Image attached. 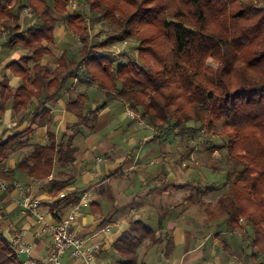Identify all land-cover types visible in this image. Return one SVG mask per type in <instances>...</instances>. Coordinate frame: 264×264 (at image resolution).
<instances>
[{
  "label": "trees",
  "instance_id": "trees-1",
  "mask_svg": "<svg viewBox=\"0 0 264 264\" xmlns=\"http://www.w3.org/2000/svg\"><path fill=\"white\" fill-rule=\"evenodd\" d=\"M11 1L0 0V25L7 32L5 42L12 48L24 49L27 56L5 66L20 76L22 83L14 89L7 79L0 81V119L11 103L19 122L28 117L49 120V111L43 104L68 79L85 70L99 89L112 99L127 102L156 132L165 128L174 138L197 132L201 138L192 123L210 133H215L216 125L222 123L229 136L227 149L235 163V177L224 184L225 192L217 201L216 212L223 216L225 228L231 233L246 222L251 232H245V241L239 237L238 246L251 249L247 257L264 256V7H257L260 0H82L101 19L119 29L101 45H114L131 37L150 43L147 52L151 57L138 45L137 59L125 62L102 54L95 57L89 51L86 14L68 7L70 0H17L14 6ZM25 6L31 8L33 18L30 24L21 26ZM61 19L81 44L75 56L63 52L58 65L51 69L40 60L49 53L45 43L52 42ZM133 20L145 24L134 28ZM155 23L161 27L160 35L145 37L143 31ZM221 49L230 68H221L211 77L202 76L204 55L210 50L219 54ZM79 102H68L67 108L78 118L67 129L90 126L96 118L98 108L82 113ZM27 131L30 128L0 141L1 159L7 156L10 143ZM62 136L48 132L47 141L31 144V151L15 169L45 179L56 162L62 167L71 164L76 148L65 145ZM0 176L4 177L1 171ZM61 189L53 183L49 191ZM133 224H143L144 232L135 242L113 246L117 264H147L136 249L147 238L155 244L162 241L144 221L135 220ZM166 246H172L171 238ZM0 264H22L1 228Z\"/></svg>",
  "mask_w": 264,
  "mask_h": 264
},
{
  "label": "crops",
  "instance_id": "crops-1",
  "mask_svg": "<svg viewBox=\"0 0 264 264\" xmlns=\"http://www.w3.org/2000/svg\"><path fill=\"white\" fill-rule=\"evenodd\" d=\"M28 17L25 21L24 17L21 18V26L30 23ZM73 34L68 27L58 24L52 42L45 43L49 53L42 56L40 63L53 69L63 52L75 56L78 48L67 40ZM24 56H27L24 49L0 42V81L7 79L8 85L14 89L21 85L22 78L5 66ZM126 56L123 54L121 58ZM81 71L76 77L68 79L65 86L43 104L49 111V120L34 121L28 117L19 122L11 103L6 105L0 119V126L4 128L0 141L30 128L20 138L24 143L18 151L23 154L15 152L16 159L12 153L14 149L9 148L7 156L0 158V171L4 174L0 178L7 187L0 190V228L6 239L17 235L21 244L28 247L29 254L18 255L20 259H46L52 249L47 234H36L38 222L35 217L22 211L20 201L24 187H29L30 194L41 200L40 210L47 221L58 220L76 207L78 217L74 226L86 244L96 250L94 264H117L118 254L112 245L104 248L103 243L98 250L90 239L92 233L103 226L106 229L104 243H107L113 239L120 223L132 214L139 217L136 220L152 227L162 239L141 252V259L147 264H242L233 248L237 246L235 242L239 236L225 228V219L222 217L217 222L206 224L195 212L197 210L201 215L200 210L204 211L203 203L190 194L192 190L201 191L198 187L201 185V172L194 168L197 161L193 159V155L199 154L200 146H191L188 136L190 154L183 156L184 137H162L145 122L130 119L124 110V101L110 98ZM71 99L80 100L78 108L82 113L98 108L90 126L67 129L78 118L67 108ZM61 121L65 130L57 134ZM48 132L58 137L65 133L62 136L64 144L76 148L75 160L63 167L56 162L52 173L45 179L33 178L15 169L18 161L31 151V144L47 141ZM24 146L29 148V152L21 149ZM174 153L180 160L175 159ZM172 176L177 179H172ZM53 183L59 184L62 189L50 193ZM61 192L63 196H60ZM106 222L114 224L115 230ZM169 238L172 246L167 248ZM142 247L143 244L138 250ZM237 248L239 255L244 257V248ZM37 264L53 263L45 260ZM59 264L83 263L66 254Z\"/></svg>",
  "mask_w": 264,
  "mask_h": 264
},
{
  "label": "rangeland",
  "instance_id": "rangeland-1",
  "mask_svg": "<svg viewBox=\"0 0 264 264\" xmlns=\"http://www.w3.org/2000/svg\"><path fill=\"white\" fill-rule=\"evenodd\" d=\"M1 1L4 2L5 0H1ZM182 1H185V0H182ZM260 2H261L260 4H257V7H264V0H260ZM10 5H13V6L17 5V0H12L10 2ZM68 7H70L72 10L74 9V10L82 11V13L86 14V18L88 21L87 26H89V33H90V37H91V43H90V50L89 51L92 52V54L95 57L102 54L104 56H109L111 58L116 59V57H113L114 55H118L120 57H123V54H124L125 56L126 55H128V56L120 59V61L125 62L128 60L131 61V60L137 59L136 54H137V46L138 45H140V47H143V50L146 52L149 49L150 43H148L147 41L139 42L138 39L136 40L134 37L127 38V40L125 42H119V43H116L114 45H104V46L101 45L104 40L108 39L110 37V35L117 33L119 29L115 28L113 25H109V22L107 20L101 19L98 16V14L91 11V9H89V6L86 3L84 4L82 2V0H70L68 3ZM25 12H28L29 15H31V16H29V17L25 16L24 15ZM22 17H24L23 18L24 21L26 20V17H28L30 19L33 18L32 10L30 7L25 6V8L23 10ZM58 17H59V15H58ZM255 19H257V16H255ZM28 24H30V23H28ZM58 24H59V26L62 25L65 28H67V25L65 24V22L62 19L59 21ZM4 28L2 25H0V42H4L6 39L5 37L7 35V32ZM160 31H161V27H159V25L155 23L154 25L149 26V28L145 29L142 34L145 37H147L149 35L150 36L158 35V34L160 35ZM67 40H69L73 45H76L77 48L80 46L78 36H76L74 34H73V36L67 38ZM125 43L128 44V49L126 52L116 54L112 51V49L115 46L120 45V44H125ZM147 56H150V54L148 52H147ZM81 72H82V74H85L88 76V77L87 76H85V77L90 79V76L88 75L87 71L83 70ZM105 81L107 83L106 85H108V82L106 79H105ZM108 86H107V88H108ZM108 90H111V89L108 88ZM142 123H144V122H142ZM192 124L197 126V129H199V132L202 135L201 138L198 136L197 132H193L192 134L189 135V138L192 141L191 146L196 147V148H199V146H200L199 154L194 153L195 155H193V157H195V161H197L194 164V166H195L194 168L200 169L199 171L201 172V178L199 181V184H201V185L198 186V187H200L201 191L196 192V191L192 190L190 192V194H191L192 198H194L196 201L199 200L200 203H203L202 206H204V211L200 210L202 216L200 215V213L199 214L197 213V210H195L197 216L198 217L200 216L199 218H201V219L203 218L206 224H211V221L217 222V220H219V218L223 217V216L220 217L221 214L216 212L217 201H218L219 197H221L225 192V189L223 188L224 184L226 182H232V180H234L235 172L233 169H234L235 163L230 158V155L228 153L229 151L227 149L228 148L227 144L229 141V136H228V133L224 130V127H222L223 126L222 123H218L216 125V129H215L216 132L215 133H210V132L204 131L203 129H201V126L198 125L197 123H192ZM162 130L163 131L158 132L159 135L162 137L168 136V133H167L168 129L164 128ZM168 137H172V133ZM189 138H188V136L183 138V141H184L183 143H185L184 153L182 154L183 156L186 154H190V147H189V144H190L189 141L190 140H189ZM21 143L23 144L24 141L19 139V140H15L12 143H10L11 146H9L11 148V150L14 149L12 151V153L14 152L13 154L15 155L16 159L18 156L16 155L15 152H18L19 154H23V153H20V151H18V149H20ZM169 143H171V142H169ZM207 148L209 150H207ZM21 149H25L24 151L29 152V150H28L29 148H27L26 146L21 147ZM8 153H9V151H8ZM214 153H218L219 155H214ZM173 155L177 161L180 160V157H178L177 154L174 153ZM186 158L187 157H185V159ZM191 166H192V164H190V167ZM238 169H239V166L236 169V171ZM228 174H230V176H231V177H229V179H227ZM205 186H206V188H204ZM207 186H209V187L207 188ZM240 221H242V220H240ZM200 224L202 225L203 223H200ZM240 225L241 226H239L238 229H235L234 233H236L239 237L242 236L241 238H243V236L247 237L245 232L249 231L248 233H250L251 228L244 221L242 223H240ZM227 230L229 232H231L230 229H227ZM216 231H218V229ZM219 232H217V233H219ZM156 236L159 237V235L157 233H156ZM243 240L245 241V238H243ZM238 242H239V240H237L235 242V244H237ZM142 244L144 245V247H142L139 250H138V248L136 249L137 255L140 259L142 257L141 252L144 251V249L146 250V248H149V246H154L157 243L155 244L153 242V239L147 238L146 240H144V242H142ZM237 247H238V244L236 247L233 246V248L236 249V256L238 257V259H240V262L242 264L246 263V262L248 264H264V256L263 255H261V254H259L258 256L256 255V258H254L253 256L247 257L246 255H248L251 251V249L248 248V246H247V248L246 247L244 248V257H242L239 255V250H237L238 249Z\"/></svg>",
  "mask_w": 264,
  "mask_h": 264
},
{
  "label": "built area",
  "instance_id": "built-area-1",
  "mask_svg": "<svg viewBox=\"0 0 264 264\" xmlns=\"http://www.w3.org/2000/svg\"><path fill=\"white\" fill-rule=\"evenodd\" d=\"M129 118L137 121L138 123L144 122L138 113L136 117ZM6 188L5 181L0 178V190H6ZM29 190V187H24V195L20 201L22 211L35 217L38 222L36 234H47L51 239L52 249L46 259L36 260L30 257L26 260L20 259L21 263L37 264L48 260L53 264H59L62 257L67 254L74 260L82 261L83 264H94L96 250L94 247L86 244V241L79 235L76 227L74 226L78 217L76 207L58 220L47 221L44 214L40 210L42 204L41 200L38 197L31 195ZM7 241L17 255L22 253L29 254L28 247L21 244L17 235L8 238ZM88 249L91 250L89 251Z\"/></svg>",
  "mask_w": 264,
  "mask_h": 264
},
{
  "label": "clouds",
  "instance_id": "clouds-1",
  "mask_svg": "<svg viewBox=\"0 0 264 264\" xmlns=\"http://www.w3.org/2000/svg\"><path fill=\"white\" fill-rule=\"evenodd\" d=\"M25 16H28L29 13L25 12ZM132 26L138 27L140 25H143L145 23L139 22L137 20L131 21ZM128 49V44H120L115 46L112 51L116 54L126 52ZM113 57L120 58L118 55H114ZM18 58V56H17ZM115 62V61H114ZM231 64L230 61L225 60L223 58V49H221V52L219 54H212L211 50L204 55L203 57V63L201 67V75L205 77H211L213 76L214 73H218L221 68H230ZM124 110L129 117H136L137 113L133 112L131 107L127 102L124 103L123 105ZM9 111H11L9 109ZM26 125H23L24 127ZM65 129L63 128V121L60 122V124L57 126V134H59L61 131H64ZM4 128L3 126H0V133H3ZM214 155H219L218 153H214ZM195 159V157H193ZM172 179H177V177L172 176ZM49 179H52V177H49ZM179 183H183L182 180H178ZM64 193L61 192L60 196H63ZM58 198V197H57ZM139 219L138 216H135L134 214L130 215L128 218H126L124 221H122L119 225V229L114 232V237L112 240H108L107 243L105 242V235H106V229L101 226L100 228L96 229L90 239L93 242L94 246L99 250L101 243H103L104 248H107L109 245L115 246L116 244L119 243H125L126 241H132L135 242V240L138 238V234L144 232V226L143 224H133L132 221ZM109 223V227H112L115 230V225ZM89 251L91 249H88Z\"/></svg>",
  "mask_w": 264,
  "mask_h": 264
}]
</instances>
